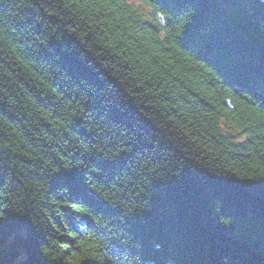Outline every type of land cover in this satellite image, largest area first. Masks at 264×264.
<instances>
[{"label":"trees","instance_id":"16d2710c","mask_svg":"<svg viewBox=\"0 0 264 264\" xmlns=\"http://www.w3.org/2000/svg\"><path fill=\"white\" fill-rule=\"evenodd\" d=\"M0 264H264V0H0Z\"/></svg>","mask_w":264,"mask_h":264}]
</instances>
